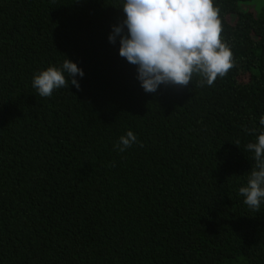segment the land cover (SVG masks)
<instances>
[{
	"label": "trees",
	"instance_id": "1",
	"mask_svg": "<svg viewBox=\"0 0 264 264\" xmlns=\"http://www.w3.org/2000/svg\"><path fill=\"white\" fill-rule=\"evenodd\" d=\"M252 1L214 0L225 77L146 93L108 39L124 0H0V264H264V202L238 192L264 131ZM66 58L80 88L40 97L34 75Z\"/></svg>",
	"mask_w": 264,
	"mask_h": 264
},
{
	"label": "clouds",
	"instance_id": "2",
	"mask_svg": "<svg viewBox=\"0 0 264 264\" xmlns=\"http://www.w3.org/2000/svg\"><path fill=\"white\" fill-rule=\"evenodd\" d=\"M122 10L124 19L112 26L108 39L115 44L119 37V55L136 66L137 79L146 93H155L161 85L186 87L194 76L199 78L197 86H212L234 67L214 0H124ZM77 75L82 77L83 70L66 58L62 68L50 66L35 74L32 87L40 97H50L54 90L69 87V80L79 89ZM259 124L264 126V115ZM244 131L251 134L256 129ZM137 142L128 131L114 147L124 152ZM246 150L254 153V164L246 186L238 192L245 205L259 211L264 202V131Z\"/></svg>",
	"mask_w": 264,
	"mask_h": 264
},
{
	"label": "rangeland",
	"instance_id": "3",
	"mask_svg": "<svg viewBox=\"0 0 264 264\" xmlns=\"http://www.w3.org/2000/svg\"><path fill=\"white\" fill-rule=\"evenodd\" d=\"M263 6H264V0H254L246 4H241L240 8L243 10H247V9L258 10L261 9Z\"/></svg>",
	"mask_w": 264,
	"mask_h": 264
}]
</instances>
